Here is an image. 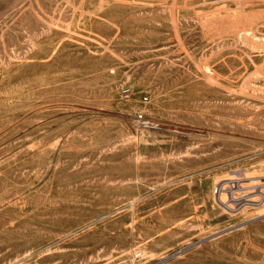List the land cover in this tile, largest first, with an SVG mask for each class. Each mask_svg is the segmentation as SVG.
Here are the masks:
<instances>
[{"label":"rangeland","instance_id":"rangeland-1","mask_svg":"<svg viewBox=\"0 0 264 264\" xmlns=\"http://www.w3.org/2000/svg\"><path fill=\"white\" fill-rule=\"evenodd\" d=\"M237 173L264 0H0V264H264V204L214 197Z\"/></svg>","mask_w":264,"mask_h":264},{"label":"built area","instance_id":"built-area-1","mask_svg":"<svg viewBox=\"0 0 264 264\" xmlns=\"http://www.w3.org/2000/svg\"><path fill=\"white\" fill-rule=\"evenodd\" d=\"M124 92L128 94V89ZM213 193L216 202L228 213H237L247 206L263 205L264 175L242 177L237 173L216 182Z\"/></svg>","mask_w":264,"mask_h":264},{"label":"bare ground","instance_id":"bare-ground-1","mask_svg":"<svg viewBox=\"0 0 264 264\" xmlns=\"http://www.w3.org/2000/svg\"><path fill=\"white\" fill-rule=\"evenodd\" d=\"M127 1H128V0H127ZM66 3H67V1H66ZM70 4H72V3H70ZM171 5H172V4H171ZM164 6H165V5H164ZM178 6H179V5H178ZM186 7H188V6H186ZM217 8H218V6H217ZM250 11H251V10H250ZM210 12H211V11H210ZM217 12H218V10H217ZM73 13H74V12H73ZM197 14H198V13H197ZM213 14H214V13H213ZM238 14H239V13H238ZM52 23H53V22H52ZM52 23H51V24H52ZM48 24H49V23H48ZM117 27H118V26H117ZM61 28H62V27H61ZM67 28H68V27H67ZM75 33H76V32H75ZM15 57H16V56H15ZM261 172H262V171H261ZM259 175H260V174H259ZM253 176H254V175H253ZM253 176H252V177H253ZM261 176H262V175H261ZM248 177H249V176H248ZM143 253H144V252H143Z\"/></svg>","mask_w":264,"mask_h":264}]
</instances>
